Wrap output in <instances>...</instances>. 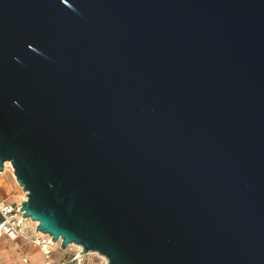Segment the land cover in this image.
I'll list each match as a JSON object with an SVG mask.
<instances>
[{
  "label": "water",
  "instance_id": "1",
  "mask_svg": "<svg viewBox=\"0 0 264 264\" xmlns=\"http://www.w3.org/2000/svg\"><path fill=\"white\" fill-rule=\"evenodd\" d=\"M108 264H264V0H0V172Z\"/></svg>",
  "mask_w": 264,
  "mask_h": 264
},
{
  "label": "built area",
  "instance_id": "2",
  "mask_svg": "<svg viewBox=\"0 0 264 264\" xmlns=\"http://www.w3.org/2000/svg\"><path fill=\"white\" fill-rule=\"evenodd\" d=\"M7 163L8 162L5 163V168ZM20 207H22L21 201H9L5 199L0 201V239L4 237L11 239L22 238L31 242L33 245L38 246L43 251L46 258V264H64L62 262L55 263L50 260L52 246L55 244L52 240V236L39 231L37 229L38 222L33 221L29 217H24L22 215L23 211L20 210ZM78 247L80 250L76 251L70 262L87 264L85 261V256L87 254L80 253L82 247ZM99 256L101 257L99 264H108L109 259L106 256L101 254H99ZM24 260L28 262L26 257H24Z\"/></svg>",
  "mask_w": 264,
  "mask_h": 264
},
{
  "label": "crops",
  "instance_id": "3",
  "mask_svg": "<svg viewBox=\"0 0 264 264\" xmlns=\"http://www.w3.org/2000/svg\"><path fill=\"white\" fill-rule=\"evenodd\" d=\"M74 245L71 244L63 248L60 242L55 243L52 246L50 260L55 263L76 264L75 262H70L76 251L80 250L78 246ZM24 257L28 259V262L24 260ZM85 259L87 264H93L90 259ZM0 264H46V258L43 251L31 242L22 238L11 239L4 237L0 239Z\"/></svg>",
  "mask_w": 264,
  "mask_h": 264
},
{
  "label": "rangeland",
  "instance_id": "4",
  "mask_svg": "<svg viewBox=\"0 0 264 264\" xmlns=\"http://www.w3.org/2000/svg\"><path fill=\"white\" fill-rule=\"evenodd\" d=\"M24 198H26V193L23 187L17 182L10 163L6 166L4 171L0 172V201L4 199L9 201H21ZM85 258L90 259L93 264H99L101 261L98 252H89Z\"/></svg>",
  "mask_w": 264,
  "mask_h": 264
},
{
  "label": "bare ground",
  "instance_id": "5",
  "mask_svg": "<svg viewBox=\"0 0 264 264\" xmlns=\"http://www.w3.org/2000/svg\"><path fill=\"white\" fill-rule=\"evenodd\" d=\"M10 164V162L7 163V165ZM26 193V192H25Z\"/></svg>",
  "mask_w": 264,
  "mask_h": 264
}]
</instances>
